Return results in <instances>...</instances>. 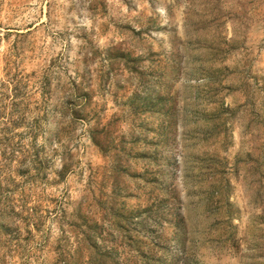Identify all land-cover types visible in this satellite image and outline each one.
<instances>
[{
    "label": "rangeland",
    "instance_id": "1",
    "mask_svg": "<svg viewBox=\"0 0 264 264\" xmlns=\"http://www.w3.org/2000/svg\"><path fill=\"white\" fill-rule=\"evenodd\" d=\"M0 264H264V0H0Z\"/></svg>",
    "mask_w": 264,
    "mask_h": 264
}]
</instances>
